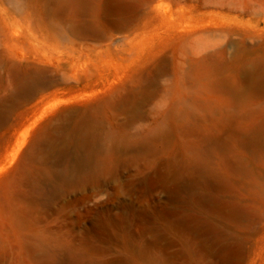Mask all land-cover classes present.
<instances>
[{"label": "rangeland", "instance_id": "374dc122", "mask_svg": "<svg viewBox=\"0 0 264 264\" xmlns=\"http://www.w3.org/2000/svg\"><path fill=\"white\" fill-rule=\"evenodd\" d=\"M82 1L0 0V264H264V0Z\"/></svg>", "mask_w": 264, "mask_h": 264}, {"label": "bare ground", "instance_id": "6f19581e", "mask_svg": "<svg viewBox=\"0 0 264 264\" xmlns=\"http://www.w3.org/2000/svg\"><path fill=\"white\" fill-rule=\"evenodd\" d=\"M89 5H90V0H83L81 2V8H82V10H88ZM108 9H109L110 12L122 13V12H124L125 7L121 3L120 0H109Z\"/></svg>", "mask_w": 264, "mask_h": 264}]
</instances>
